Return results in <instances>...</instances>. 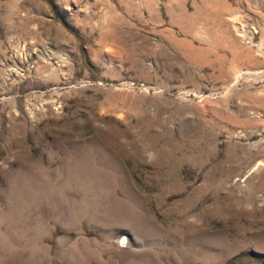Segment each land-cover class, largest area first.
Listing matches in <instances>:
<instances>
[{"label": "rangeland", "instance_id": "rangeland-1", "mask_svg": "<svg viewBox=\"0 0 264 264\" xmlns=\"http://www.w3.org/2000/svg\"><path fill=\"white\" fill-rule=\"evenodd\" d=\"M0 264H264V0H0Z\"/></svg>", "mask_w": 264, "mask_h": 264}]
</instances>
